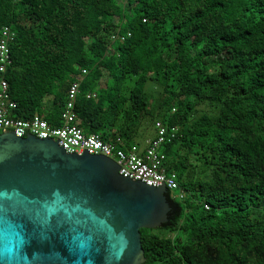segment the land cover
Returning <instances> with one entry per match:
<instances>
[{
    "label": "trees",
    "instance_id": "1",
    "mask_svg": "<svg viewBox=\"0 0 264 264\" xmlns=\"http://www.w3.org/2000/svg\"><path fill=\"white\" fill-rule=\"evenodd\" d=\"M4 30L9 116L61 126L79 76L84 133L139 154L165 129L178 188L141 264H264V0H0Z\"/></svg>",
    "mask_w": 264,
    "mask_h": 264
},
{
    "label": "water",
    "instance_id": "2",
    "mask_svg": "<svg viewBox=\"0 0 264 264\" xmlns=\"http://www.w3.org/2000/svg\"><path fill=\"white\" fill-rule=\"evenodd\" d=\"M58 138L0 133V264H141V228L168 221V190L123 177Z\"/></svg>",
    "mask_w": 264,
    "mask_h": 264
},
{
    "label": "built area",
    "instance_id": "3",
    "mask_svg": "<svg viewBox=\"0 0 264 264\" xmlns=\"http://www.w3.org/2000/svg\"><path fill=\"white\" fill-rule=\"evenodd\" d=\"M5 39L0 40V73L5 70L8 62L6 38L8 31L4 30ZM82 72H85L83 69ZM79 76L72 81L68 88V99L62 111V125L51 126L46 120L34 115L30 119H15L8 115L10 108L15 105L7 101V82L0 76V133L11 131L18 137L34 135L38 138H58V145L67 153H83L86 150L91 154H102L114 159L120 167L118 173L123 177L140 180L147 185L160 186L161 182L169 191L178 188L174 173L166 174L160 169L162 156L156 152V148L163 140L165 129L158 127V138L154 140L144 152L139 153L133 146L129 151L116 150L111 144L101 140L96 134H86L75 123V115L72 112L74 99L78 92ZM89 96V95H88ZM7 103V104H6ZM159 125V123H157ZM177 196V195H176Z\"/></svg>",
    "mask_w": 264,
    "mask_h": 264
},
{
    "label": "rangeland",
    "instance_id": "4",
    "mask_svg": "<svg viewBox=\"0 0 264 264\" xmlns=\"http://www.w3.org/2000/svg\"><path fill=\"white\" fill-rule=\"evenodd\" d=\"M141 126L142 127L140 129V133L136 137V140L139 142L140 146L143 147L145 143V140H144L145 135L149 136L148 138H151L155 135V133H154V128L152 126H146L145 122Z\"/></svg>",
    "mask_w": 264,
    "mask_h": 264
}]
</instances>
